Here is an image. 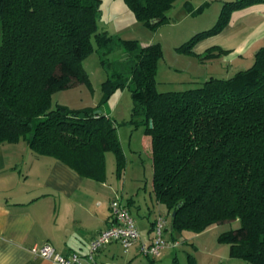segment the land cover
I'll return each instance as SVG.
<instances>
[{
    "label": "trees",
    "instance_id": "1",
    "mask_svg": "<svg viewBox=\"0 0 264 264\" xmlns=\"http://www.w3.org/2000/svg\"><path fill=\"white\" fill-rule=\"evenodd\" d=\"M175 1L124 0L151 28L167 20ZM257 1L224 0L216 24L179 48L193 51L224 28L232 11ZM100 13L101 0H0V143L24 140L37 155L96 180L105 178L106 152L114 154L118 176L124 169L116 122L96 107H53L51 96L88 81L81 61L92 39L98 46L115 40L98 30ZM121 44L123 69L103 84L130 90V121L143 126L152 192L170 213V231L199 233L238 221L220 239L231 256L264 264V45L229 77L158 91L160 44Z\"/></svg>",
    "mask_w": 264,
    "mask_h": 264
},
{
    "label": "crops",
    "instance_id": "2",
    "mask_svg": "<svg viewBox=\"0 0 264 264\" xmlns=\"http://www.w3.org/2000/svg\"><path fill=\"white\" fill-rule=\"evenodd\" d=\"M211 44L225 50L223 64L236 71L249 67L255 51L264 45V0L232 11L220 32L194 47L200 51ZM146 138H140L141 149L147 145ZM150 169L148 181L144 164L131 166L125 160L118 176L115 156L106 152L105 178L96 180L80 175L58 159L37 155L24 140L0 143V264H53L30 252L33 245L43 242L63 254H85L90 241L109 225V202L114 196L126 203L131 215L135 213L132 217L140 238L126 251L119 242L109 243L95 255V264H168V258L176 261L175 250L181 243L178 235L193 242L197 233L170 231V213L152 192ZM158 215L166 218L164 237L168 244L157 255L144 257L138 247L141 242H151L152 224Z\"/></svg>",
    "mask_w": 264,
    "mask_h": 264
},
{
    "label": "rangeland",
    "instance_id": "3",
    "mask_svg": "<svg viewBox=\"0 0 264 264\" xmlns=\"http://www.w3.org/2000/svg\"><path fill=\"white\" fill-rule=\"evenodd\" d=\"M223 1L176 0L168 11L167 20L151 28L135 18L124 0H101V13L97 20L98 30L107 31L115 40L105 46H98L92 39V51L84 55L81 61L88 81L54 91L51 96L52 106L61 104L72 109L96 107L99 111L111 114L110 117L116 122L117 134L127 164L131 166L144 164L147 167L146 175L149 181L151 172L149 149L147 145L141 149L140 138L144 135L143 126L130 121L132 119L130 90L109 89L103 83L111 72L123 69L122 39H134L140 44H160L162 54L157 61L155 76L158 91L195 87L199 85L198 80L206 76L224 77L233 74L236 70L232 69L231 65L222 63L225 50L221 49L220 45L211 44L200 51L193 46L191 52L179 48L195 33L216 24ZM238 37L236 36V39ZM132 214L135 216L134 212ZM238 226V221L213 224L197 233L193 239L194 243L189 241L190 239L185 240L183 235H178L177 238L181 239V243L175 250L177 260L174 262L170 258L165 260L168 264L171 262L172 264H250L241 258L231 256L228 243L220 239L221 233ZM145 259L143 260L146 261Z\"/></svg>",
    "mask_w": 264,
    "mask_h": 264
},
{
    "label": "built area",
    "instance_id": "4",
    "mask_svg": "<svg viewBox=\"0 0 264 264\" xmlns=\"http://www.w3.org/2000/svg\"><path fill=\"white\" fill-rule=\"evenodd\" d=\"M109 209L111 217L109 225L100 230L90 241L88 251L85 254L77 252L63 254L56 250L49 242L33 245L30 248L31 254L35 257L48 259L53 264H80L82 261L95 264V255L100 249L111 242H119L124 251H126L130 245L140 238L135 220L128 206L119 196H114L110 200ZM166 225L165 217L162 215L156 216L152 224V240L148 244L144 242L139 244V254L144 257L155 256L168 244V241L164 237Z\"/></svg>",
    "mask_w": 264,
    "mask_h": 264
},
{
    "label": "water",
    "instance_id": "5",
    "mask_svg": "<svg viewBox=\"0 0 264 264\" xmlns=\"http://www.w3.org/2000/svg\"><path fill=\"white\" fill-rule=\"evenodd\" d=\"M150 125H151V121H150ZM178 206H180V203L178 204ZM174 215H175V211H172L171 217H173Z\"/></svg>",
    "mask_w": 264,
    "mask_h": 264
}]
</instances>
